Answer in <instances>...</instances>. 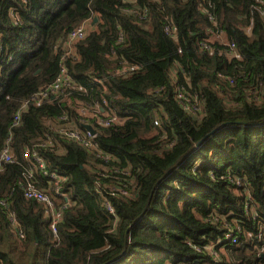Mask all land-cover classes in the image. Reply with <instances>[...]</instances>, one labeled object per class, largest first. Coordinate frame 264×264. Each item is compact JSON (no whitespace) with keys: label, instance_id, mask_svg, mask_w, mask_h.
<instances>
[{"label":"trees","instance_id":"16d2710c","mask_svg":"<svg viewBox=\"0 0 264 264\" xmlns=\"http://www.w3.org/2000/svg\"><path fill=\"white\" fill-rule=\"evenodd\" d=\"M210 13L242 60L212 41ZM92 17L76 58L62 61L69 33ZM123 65L138 69L119 75ZM63 66L75 87L29 106L13 127ZM84 123L97 148L65 136L84 135ZM9 137L0 264H216L210 244L221 264H264L254 247L264 236V18L255 0H0V152ZM34 151L66 197L27 159ZM29 171L57 207L68 202L57 237L45 206L24 196ZM229 230L238 244H217Z\"/></svg>","mask_w":264,"mask_h":264},{"label":"built area","instance_id":"2783aa9c","mask_svg":"<svg viewBox=\"0 0 264 264\" xmlns=\"http://www.w3.org/2000/svg\"><path fill=\"white\" fill-rule=\"evenodd\" d=\"M257 5L259 6V11L261 16L264 18V0H255ZM209 7L211 6V3H208ZM146 17V15H144ZM143 17V18H144ZM209 19L212 21V23L215 24L214 30H212V41L218 42L221 45H225L228 48L229 57L236 60H242V56L237 50L236 45L233 42H229L226 38L225 32L221 27L218 26L216 16L212 13L209 14ZM95 18L92 17L90 19L85 20L83 23H81L78 27H76L74 30H72L68 38L66 40L67 47L70 46L74 49V53H71L70 50H64L65 54L62 58V61H65L67 58H76V52H75V46L78 42L84 40L91 34V32L95 29ZM167 32L170 35H174V31L171 29H166ZM248 34L251 33V27L247 29ZM203 47L208 50L211 54L213 53V49L207 45L204 44ZM138 69V65H123L121 70L118 71L119 75L122 74H131L135 70ZM98 83L104 86L103 82L100 80H96ZM75 87L71 82V77L68 74V71L65 66L61 68L59 76L56 78V80L47 88L40 91L35 96L31 97L27 101H25L19 111L16 113L13 119V127H16L19 125L21 121L22 113L29 107V106H41L42 103L49 99L50 97L54 98V96H57L59 93H62L64 90L68 88ZM78 90L82 91L84 90L82 87H79ZM116 118L104 120L100 119L99 123L102 125L109 126L112 122L116 121ZM83 125H89L88 123H84ZM65 136L75 140L79 144L83 145L86 148H97V145L94 143V137L95 135H92L90 132L86 131L84 135H81L77 131L70 130L66 131L63 130ZM11 138L9 137L3 150L0 152V171H2L4 165L10 164L14 162V158L11 151ZM27 159H32L39 169L42 171L43 175L45 177H48L55 181V195L58 197H66V195L60 193L58 185L61 183V176L56 173H49L46 170V164L44 163L43 159L39 154L34 152H29L26 154ZM33 171H29L24 174V196L28 200H34L37 201L45 206L47 215L51 218V229L53 231V234L55 237H57V225L60 223V221L63 218V211L67 208L68 202L65 205H62L60 207H57V205L54 203V198L48 196L40 187H38L34 181H33ZM67 200V199H66ZM107 210L110 214H114V209L110 204H107ZM11 222L13 227L16 229L18 228V221L14 216L11 217ZM19 235L22 237V234L19 233ZM248 237L252 239V236L248 234ZM239 241L238 236L236 235V232L234 230H229L225 237L223 239H218L216 241L217 244H222L224 242L229 243L228 245H237ZM254 247L258 248L261 247L260 252L264 254V236L260 232L256 241L254 242ZM206 251L209 255L214 257V263L221 264L220 258L216 252V244H210L206 247ZM199 264H207L206 262L201 261Z\"/></svg>","mask_w":264,"mask_h":264},{"label":"water","instance_id":"95a60500","mask_svg":"<svg viewBox=\"0 0 264 264\" xmlns=\"http://www.w3.org/2000/svg\"><path fill=\"white\" fill-rule=\"evenodd\" d=\"M95 22H97V18H95ZM83 129L85 131L90 132L92 135H95L94 128L91 125H83ZM200 145V144H199Z\"/></svg>","mask_w":264,"mask_h":264},{"label":"rangeland","instance_id":"374dc122","mask_svg":"<svg viewBox=\"0 0 264 264\" xmlns=\"http://www.w3.org/2000/svg\"><path fill=\"white\" fill-rule=\"evenodd\" d=\"M63 49L64 50H70L71 53H74V49L72 47H70V46L66 47V42L63 44Z\"/></svg>","mask_w":264,"mask_h":264},{"label":"crops","instance_id":"0c3cea01","mask_svg":"<svg viewBox=\"0 0 264 264\" xmlns=\"http://www.w3.org/2000/svg\"><path fill=\"white\" fill-rule=\"evenodd\" d=\"M66 47H67V45H66Z\"/></svg>","mask_w":264,"mask_h":264}]
</instances>
